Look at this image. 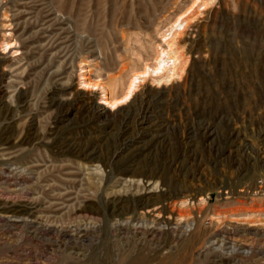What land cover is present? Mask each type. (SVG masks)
<instances>
[{
    "label": "rangeland",
    "instance_id": "rangeland-1",
    "mask_svg": "<svg viewBox=\"0 0 264 264\" xmlns=\"http://www.w3.org/2000/svg\"><path fill=\"white\" fill-rule=\"evenodd\" d=\"M7 206L0 264H264V0H0Z\"/></svg>",
    "mask_w": 264,
    "mask_h": 264
},
{
    "label": "bare ground",
    "instance_id": "bare-ground-1",
    "mask_svg": "<svg viewBox=\"0 0 264 264\" xmlns=\"http://www.w3.org/2000/svg\"><path fill=\"white\" fill-rule=\"evenodd\" d=\"M6 118V117H5ZM7 129H9L7 126H5L3 128L4 131H7ZM4 135H8L6 132L3 133ZM13 136V135H12ZM10 138V137H9ZM118 209V207H114L113 208V212H115ZM122 210V209H121ZM0 213L3 214H7L10 215L11 217H22V216H30L31 215V211L29 209H26L24 207H17V206H7V207H3L0 208ZM122 213V212H121ZM119 215V214H118ZM108 217V216H107ZM31 251V254L28 255V260H31V255H34V257L36 259H42V257L44 256L42 253H40L39 251H32L31 248H28Z\"/></svg>",
    "mask_w": 264,
    "mask_h": 264
}]
</instances>
